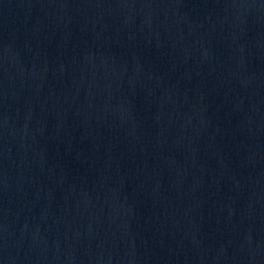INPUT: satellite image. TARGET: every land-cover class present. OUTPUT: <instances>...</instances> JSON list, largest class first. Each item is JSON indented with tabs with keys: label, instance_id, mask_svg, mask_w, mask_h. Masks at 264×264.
<instances>
[{
	"label": "water",
	"instance_id": "obj_1",
	"mask_svg": "<svg viewBox=\"0 0 264 264\" xmlns=\"http://www.w3.org/2000/svg\"><path fill=\"white\" fill-rule=\"evenodd\" d=\"M0 264H264V0H0Z\"/></svg>",
	"mask_w": 264,
	"mask_h": 264
}]
</instances>
